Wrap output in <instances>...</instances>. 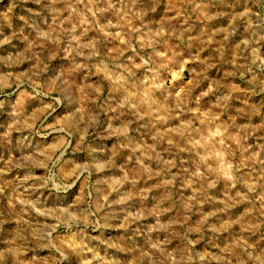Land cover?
<instances>
[{
  "label": "rangeland",
  "instance_id": "1",
  "mask_svg": "<svg viewBox=\"0 0 264 264\" xmlns=\"http://www.w3.org/2000/svg\"><path fill=\"white\" fill-rule=\"evenodd\" d=\"M0 264H264V0H0Z\"/></svg>",
  "mask_w": 264,
  "mask_h": 264
}]
</instances>
